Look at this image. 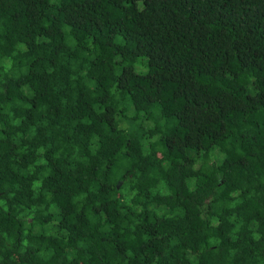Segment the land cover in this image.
I'll list each match as a JSON object with an SVG mask.
<instances>
[{"label": "trees", "instance_id": "1", "mask_svg": "<svg viewBox=\"0 0 264 264\" xmlns=\"http://www.w3.org/2000/svg\"><path fill=\"white\" fill-rule=\"evenodd\" d=\"M0 264H264V0H0Z\"/></svg>", "mask_w": 264, "mask_h": 264}]
</instances>
